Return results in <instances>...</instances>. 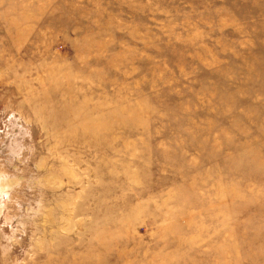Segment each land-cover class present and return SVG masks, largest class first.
<instances>
[{
    "label": "rangeland",
    "instance_id": "obj_1",
    "mask_svg": "<svg viewBox=\"0 0 264 264\" xmlns=\"http://www.w3.org/2000/svg\"><path fill=\"white\" fill-rule=\"evenodd\" d=\"M0 264H264V0H0Z\"/></svg>",
    "mask_w": 264,
    "mask_h": 264
}]
</instances>
